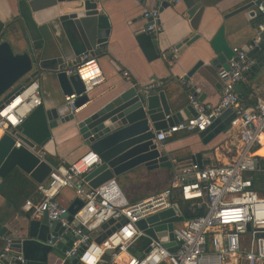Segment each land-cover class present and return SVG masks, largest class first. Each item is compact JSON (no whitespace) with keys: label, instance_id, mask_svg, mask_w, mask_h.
<instances>
[{"label":"built area","instance_id":"built-area-1","mask_svg":"<svg viewBox=\"0 0 264 264\" xmlns=\"http://www.w3.org/2000/svg\"><path fill=\"white\" fill-rule=\"evenodd\" d=\"M254 19L257 34L250 48L264 49V0L256 5ZM143 17L147 20L146 30L157 33L160 29V10L146 9ZM235 57L229 61V68H220L221 98L218 103H208L190 94V103L196 114L188 117L166 130L156 134L155 142L174 137L179 132H203L227 109H232V134L241 141V149L234 160L227 164L203 165L194 161L187 168H180L173 161V174L169 185L140 200L131 201L121 190L118 183L109 180L99 187H92L85 177L102 164L100 154L88 149L71 164L52 166L47 179L37 183L41 197L28 198L21 210L31 218L47 214L50 223L60 222L62 233H50L44 242L51 249L47 264H65L66 259L79 257V264H264V196L253 188L251 173L260 167L256 150L264 145V92L251 93L246 102L240 96L237 86L245 79L244 72L250 70L255 61L248 56V49L234 46ZM67 74H77L84 90L77 94L65 95V101L72 111L74 100L89 94L104 81V75L96 56L87 51L81 60ZM130 78L128 70L123 71ZM185 84V80H182ZM162 82L150 80L143 88L150 92L160 88ZM23 89L13 94L0 107V127L3 134L16 136L21 124L38 106L43 104L42 87L39 79L22 84ZM20 146L19 141L16 144ZM41 159L46 152L36 149ZM66 188L74 191V200L79 198L83 205L74 214L78 224L68 219V206L61 202L60 196ZM206 208V213L185 221L174 222V241L178 249L172 252L164 246L170 239L168 222L157 226L158 237L153 238L140 229L137 222L160 211L174 208L175 195ZM178 204V203H177ZM184 213V212H183ZM185 215V214H184ZM120 222L101 241L99 238L107 229L115 226L103 225L109 220ZM248 224L251 229L248 230ZM166 231V235H159ZM71 232L73 244L64 252V258L53 253L63 234ZM166 237V240L163 238ZM144 238H151L148 250L144 248ZM10 240L0 243V262L11 255L8 264L27 262L22 249H14L11 254ZM66 241L63 246H66ZM80 251V252H79Z\"/></svg>","mask_w":264,"mask_h":264},{"label":"water","instance_id":"water-1","mask_svg":"<svg viewBox=\"0 0 264 264\" xmlns=\"http://www.w3.org/2000/svg\"><path fill=\"white\" fill-rule=\"evenodd\" d=\"M29 12L32 13L38 23H43L55 17L61 20L72 19L79 29L84 40L86 50L94 56H98L99 48L106 46L110 33L108 17L97 8L95 0H25ZM261 0H249L242 6L232 10L226 18L233 16L244 10L252 9ZM168 2L163 1L162 6ZM23 9V8H22ZM162 9V8H160ZM63 13V14H62ZM22 14H24L22 10ZM192 25L195 31L198 28L200 11H191ZM25 19V18H23ZM26 19H28L26 17ZM199 37L196 32L184 40L176 47V53L180 54L187 44ZM211 45L215 52V57L210 60V64L217 68H229V61L235 57L233 46L229 44L225 36V27L222 26L211 40ZM262 53L261 49L248 53V56L255 60ZM236 59V57H235ZM81 60V55L75 58H57L54 60H40V55L35 52L17 53L13 50L8 40H0V98L13 85L18 83L15 88L0 99V107L4 101H8L13 94L22 90V84H28L32 79H39L41 72H48L54 75L58 81L64 95L81 93L84 85L77 74H67V70L74 68ZM204 64L203 61L189 72L191 77L195 71ZM259 70L254 65L250 70L244 72V77L255 75ZM190 84V94H193L203 101L204 94L198 96L197 87ZM244 84L240 83L237 90L242 97ZM181 95L177 94L174 100H170L165 90L154 89L147 92L142 85L131 86L115 93L108 101L94 107L89 94H83L74 100L75 106L79 107L86 103L78 111H72L70 105L65 101L47 108L44 104L38 106L21 124L16 136L4 133L0 138V177L4 179L14 169L19 168L36 182H43L52 171V166H56L60 160L56 156V146L53 130L63 124L74 122L82 138L89 145V149L98 152L103 160L102 164L94 168L85 177L92 187H99L103 183L114 180L139 166L147 169H158L173 165V158L155 142L156 134L161 130H166L192 115L196 114L195 107L189 102L185 106L173 110V105L181 100ZM87 110L84 115L83 112ZM83 114V115H82ZM234 117L232 109L225 110L213 123L203 132L201 136L213 137L220 132L231 128V120ZM19 141L20 146H17ZM166 141H163V143ZM44 148L47 153L41 159L36 149ZM200 154L194 156V161L200 159ZM83 205L82 200H75L68 206V219L74 224L78 221L74 219V214ZM27 225L21 228L20 235L2 221H0V240L6 243L10 240L11 254L14 249H22L24 256L28 259L24 264H47L50 247L44 242L50 233H62L64 228L60 222L50 223L47 214L42 217L31 218L27 216ZM184 215L179 204L174 208H169L158 213L152 214L147 218L137 222L140 229L148 235L157 238V231L162 227L157 226L161 222H168L169 236L173 241L164 242L172 252L178 249L174 241L173 227L174 222L185 221ZM115 226L107 229L98 241L106 235L111 234L120 222L115 219L103 225L107 228L109 224ZM264 228V226H259ZM251 225L248 224V230ZM166 231H161L159 235H166ZM166 240V237L163 238ZM67 242L63 246V242ZM151 238H147L144 248L148 250ZM73 244L71 232L63 234V241L59 242L53 253L60 258H64L63 252ZM80 252V251H79ZM11 255L3 258L0 264H8ZM79 257L73 256L66 259L65 264H78ZM15 264H20L18 261Z\"/></svg>","mask_w":264,"mask_h":264},{"label":"crops","instance_id":"crops-1","mask_svg":"<svg viewBox=\"0 0 264 264\" xmlns=\"http://www.w3.org/2000/svg\"><path fill=\"white\" fill-rule=\"evenodd\" d=\"M95 1L100 13L108 17L110 33L106 46L99 48V54L96 56L104 81L89 93L91 101L95 103L94 107L102 105L122 89L135 85L143 86L153 79L162 82L158 90H165L170 100L173 101L177 94L181 95V100L174 103L173 110L189 104V79L197 87L198 96L204 94V102L216 104L221 98L220 68L211 65L210 60L215 57L211 40L218 30L222 26L225 27L226 39L233 47H242L248 49V52H256L259 48H250L258 31L252 9L226 18L229 12L249 0ZM163 1L168 2L167 5L162 6ZM146 9L160 10V29L157 33L146 30L147 20L143 17ZM191 11H200L201 14L196 31L192 25ZM195 32L199 37L187 44L182 53H176L178 44ZM0 40H8L16 47L17 53L35 52L43 61L66 59L71 56L77 58L87 52L82 35L72 19L61 20L55 17L38 23L32 18L25 0H0ZM259 49L262 53L254 60L259 71L243 80L242 91L251 88L253 93L263 95L264 49ZM200 61L204 64L189 77V72ZM124 70L130 72V78L123 75ZM182 80H185V84ZM39 81L43 104L47 108L64 101L65 95L53 74L41 72ZM86 113L87 110L83 112L84 115ZM232 133V130L228 129L205 139V136L198 132H179L161 144V148L180 168L189 167L196 154H200L198 162L203 165L227 164L235 159L242 145L237 137L230 138ZM53 134L56 156L60 164L75 161L89 149L74 122L55 128ZM2 135L3 130H0V138ZM42 150L47 153L44 148ZM259 150L264 153V145L256 152ZM140 167L151 172L158 170L139 166L126 174L128 183H131V180H128L130 175ZM118 179L117 177L116 182L119 185ZM2 180L0 177V183ZM28 191L33 192L31 198H35L36 192L31 188ZM74 197L73 189L66 188L60 200L63 204L70 205ZM0 221L8 225L16 235H20V230L27 225L28 218L26 213L0 194Z\"/></svg>","mask_w":264,"mask_h":264},{"label":"trees","instance_id":"trees-1","mask_svg":"<svg viewBox=\"0 0 264 264\" xmlns=\"http://www.w3.org/2000/svg\"><path fill=\"white\" fill-rule=\"evenodd\" d=\"M252 92L251 88H247L242 91V98L244 102L247 101ZM260 150L256 152V155L262 156L258 158L260 167L258 170L252 172L251 176L253 178V188L260 195L264 196V153L260 152ZM58 164H60V162ZM29 188L36 192L34 199L41 197L40 193L37 191L36 181L31 179L21 169L16 168L0 183V194H2L12 205L21 210V206L24 201L32 196L33 192H29ZM174 200L180 205L187 219L206 213V208L204 206H199L196 203H192V201L184 200L179 194L174 196Z\"/></svg>","mask_w":264,"mask_h":264},{"label":"rangeland","instance_id":"rangeland-1","mask_svg":"<svg viewBox=\"0 0 264 264\" xmlns=\"http://www.w3.org/2000/svg\"><path fill=\"white\" fill-rule=\"evenodd\" d=\"M15 51L16 47L12 46ZM19 83V82H18ZM13 85L7 92H5L0 99H2L8 92H10L15 86ZM174 168L172 166L158 168L155 172H151L150 170H146L143 168H138L133 171V175H130L128 180H131L129 184L126 178V173L124 176L121 175L118 177L119 185L121 190L127 196L129 200L135 199L140 200L142 198H146L151 195L155 191H159L169 185L170 179L172 177ZM147 241V238H144L143 244Z\"/></svg>","mask_w":264,"mask_h":264},{"label":"bare ground","instance_id":"bare-ground-1","mask_svg":"<svg viewBox=\"0 0 264 264\" xmlns=\"http://www.w3.org/2000/svg\"><path fill=\"white\" fill-rule=\"evenodd\" d=\"M0 130H3V128L0 127ZM4 131V130H3Z\"/></svg>","mask_w":264,"mask_h":264}]
</instances>
